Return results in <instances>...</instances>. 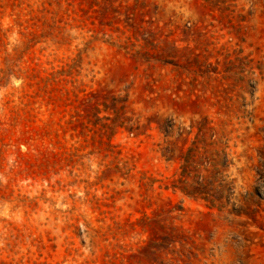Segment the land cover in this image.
Returning <instances> with one entry per match:
<instances>
[{
	"label": "rangeland",
	"instance_id": "1",
	"mask_svg": "<svg viewBox=\"0 0 264 264\" xmlns=\"http://www.w3.org/2000/svg\"><path fill=\"white\" fill-rule=\"evenodd\" d=\"M0 264H264V0H0Z\"/></svg>",
	"mask_w": 264,
	"mask_h": 264
}]
</instances>
